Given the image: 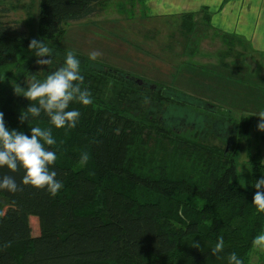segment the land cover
<instances>
[{"label":"trees","instance_id":"16d2710c","mask_svg":"<svg viewBox=\"0 0 264 264\" xmlns=\"http://www.w3.org/2000/svg\"><path fill=\"white\" fill-rule=\"evenodd\" d=\"M38 3L35 20L27 13L32 35L15 36L0 25V112L9 130L30 135L33 126L52 128L53 167L63 188L55 197L24 185L15 193L0 190V264H229L232 252L248 264L253 238L264 232V211L252 204L264 161L252 159L244 188L237 185L238 143L249 139L247 118L230 131L224 148L212 146L199 133L179 132L159 116L165 108L159 91L148 105L133 77L85 66L81 87L90 91L93 103L70 104L81 113L75 128L56 129L43 113L21 122L29 101L10 84L17 76L27 87L25 80L36 76L37 57L29 41L41 39L50 46L66 25L90 18L105 2ZM201 16L209 25L210 14L202 10ZM193 20L185 15L180 21L187 35L194 31ZM236 38H222L221 60L235 56L231 43ZM232 68L238 74L245 70L240 64ZM181 98L188 107L180 108L189 112L192 102ZM142 103L153 107L145 112ZM260 141L264 145V131ZM84 152L89 161L81 166ZM0 174L9 173L5 168ZM23 174H13L18 184ZM6 207L15 210L2 213ZM30 217L38 221L37 236ZM221 236L224 249L212 255Z\"/></svg>","mask_w":264,"mask_h":264},{"label":"rangeland","instance_id":"374dc122","mask_svg":"<svg viewBox=\"0 0 264 264\" xmlns=\"http://www.w3.org/2000/svg\"><path fill=\"white\" fill-rule=\"evenodd\" d=\"M107 1L90 18L64 27L65 34L49 46L54 49L52 64L35 63V77L43 80L47 71L62 66L66 53L73 51L80 60V68L98 67L133 77L146 93L143 97H147L144 102L148 105L153 104V93L159 91L163 96L160 102L165 106L159 116L167 124L177 125L179 132L199 133L204 143L217 147L224 148L230 131L235 126L238 129L241 118H247L249 139L238 143L237 166L240 172L237 185L244 188L249 162L264 161L262 131L257 129L258 115L264 112V53L253 51L237 37L231 43L235 56L221 60L226 50L222 38L228 34L213 29L202 18L193 20L194 31L187 35L179 19L162 21L150 17L142 0ZM38 2L0 0V25L15 36L32 35L34 25L27 13L35 20ZM93 51L101 53L95 61L89 59ZM239 64L245 70L238 74L232 67ZM12 78L10 86L15 88L21 81L17 76ZM25 81L28 85L30 79ZM181 96L192 102L189 112L180 108L188 107ZM152 107L142 103L145 112ZM14 210L6 207L2 213ZM30 218L32 235L37 236L38 221ZM251 252L248 264H264V250L254 247Z\"/></svg>","mask_w":264,"mask_h":264},{"label":"clouds","instance_id":"9594fccd","mask_svg":"<svg viewBox=\"0 0 264 264\" xmlns=\"http://www.w3.org/2000/svg\"><path fill=\"white\" fill-rule=\"evenodd\" d=\"M29 51L37 57L36 63L40 66L52 64V49L41 39L29 41ZM101 53L93 51L89 59L95 61ZM84 76L81 74L80 60L73 51L65 55L64 64L54 70L47 71L43 80L33 76L27 87L18 83L14 88L15 93L22 94L29 101L21 122L31 118H38L43 113L49 118L50 124L56 129L75 128L79 122L81 113L77 109H70L73 102L82 106L93 103L90 91L81 87ZM260 122L257 125L259 131H264V112L259 115ZM56 140L52 135V128L33 126L30 135L16 129L9 130L4 120V113L0 112V169H7L9 174H0V190L15 193L22 190L21 185L31 186L34 189H46L55 197L63 188L59 180L58 172L54 169L57 160L55 151L50 147ZM48 146V147H46ZM89 161V154L84 152L80 157V164L84 166ZM23 170L20 183L14 173ZM255 194L252 204L264 211V176L254 184ZM253 246L264 250V232L253 238ZM224 238H218L211 249L212 255H217L224 249ZM195 248L200 247L199 241L193 243ZM229 264H243L236 252L228 256Z\"/></svg>","mask_w":264,"mask_h":264},{"label":"crops","instance_id":"0c3cea01","mask_svg":"<svg viewBox=\"0 0 264 264\" xmlns=\"http://www.w3.org/2000/svg\"><path fill=\"white\" fill-rule=\"evenodd\" d=\"M152 18L181 19L192 15L202 18V10L210 14L213 29L243 39L249 47L264 53V0H142ZM104 2H108L104 0Z\"/></svg>","mask_w":264,"mask_h":264}]
</instances>
